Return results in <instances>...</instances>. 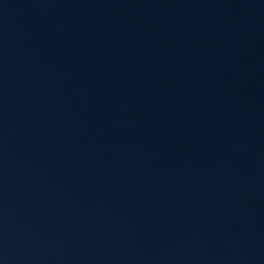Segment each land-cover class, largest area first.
Here are the masks:
<instances>
[{
	"label": "water",
	"instance_id": "95a60500",
	"mask_svg": "<svg viewBox=\"0 0 264 264\" xmlns=\"http://www.w3.org/2000/svg\"><path fill=\"white\" fill-rule=\"evenodd\" d=\"M0 264H264V0H0Z\"/></svg>",
	"mask_w": 264,
	"mask_h": 264
}]
</instances>
